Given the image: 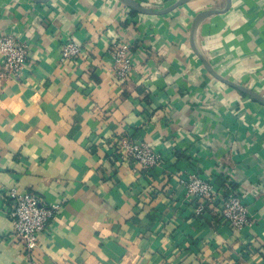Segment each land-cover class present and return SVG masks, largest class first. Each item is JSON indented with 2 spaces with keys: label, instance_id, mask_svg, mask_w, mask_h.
<instances>
[{
  "label": "crops",
  "instance_id": "1",
  "mask_svg": "<svg viewBox=\"0 0 264 264\" xmlns=\"http://www.w3.org/2000/svg\"><path fill=\"white\" fill-rule=\"evenodd\" d=\"M155 10L179 0H135ZM213 11L194 29V20ZM0 32L31 44L22 79L0 80V264H264V0H187L144 13L122 0H0ZM74 39L78 57L62 61ZM133 43L128 81L113 70ZM0 56V71L2 68ZM133 134L164 157L136 167L113 138ZM248 190L253 224L197 213L180 173ZM61 208L29 251L12 236L6 190Z\"/></svg>",
  "mask_w": 264,
  "mask_h": 264
},
{
  "label": "built area",
  "instance_id": "2",
  "mask_svg": "<svg viewBox=\"0 0 264 264\" xmlns=\"http://www.w3.org/2000/svg\"><path fill=\"white\" fill-rule=\"evenodd\" d=\"M133 43L118 40L110 51L113 60V70L120 81H128L134 67L132 52ZM31 44L11 32H0V56L2 68L0 80L4 78L22 79L29 59ZM61 60H71L82 53L81 44L68 39L61 46ZM117 151L125 156L135 166L151 168L162 164L164 157L144 140H139L133 134H123L113 138ZM224 174L226 186H233L237 176L234 170L217 166L214 171L206 172L205 176L195 171L187 170L180 173V182L186 190L188 198H195L197 213L204 214L208 207L216 215L221 216L235 230H244L253 224L251 208L245 197L246 189L238 187V193L230 196L221 195L216 190L213 175ZM218 175V174H217ZM6 196L12 200L10 211L12 220V236L18 239L29 250H35L41 245L42 235L49 228L50 221L61 208V202L47 203L33 190H20L14 186L6 190Z\"/></svg>",
  "mask_w": 264,
  "mask_h": 264
},
{
  "label": "water",
  "instance_id": "3",
  "mask_svg": "<svg viewBox=\"0 0 264 264\" xmlns=\"http://www.w3.org/2000/svg\"><path fill=\"white\" fill-rule=\"evenodd\" d=\"M124 3H126L127 5L129 6H132L138 10H140L141 12H144V13H156V14H162V13H167L168 11L172 10L174 7L178 6L179 4L187 1V0H179L174 6H172L171 8H168V9H164V10H155V9H151V8H148L146 6H143L141 4H139L137 1L135 0H122ZM213 11H204L200 14H198V16L195 18L194 20V29L196 28L197 24L204 18L206 17L207 15L211 14ZM222 80L226 81L227 83L231 84L232 86L238 88L239 90H242L246 93H248L249 95L255 97L256 99H258L259 101L263 102L264 103V98L258 94L257 92L245 87V86H242L240 84H237V83H234V82H231V81H228L224 78L221 77Z\"/></svg>",
  "mask_w": 264,
  "mask_h": 264
},
{
  "label": "trees",
  "instance_id": "4",
  "mask_svg": "<svg viewBox=\"0 0 264 264\" xmlns=\"http://www.w3.org/2000/svg\"><path fill=\"white\" fill-rule=\"evenodd\" d=\"M226 185V184H225Z\"/></svg>",
  "mask_w": 264,
  "mask_h": 264
}]
</instances>
